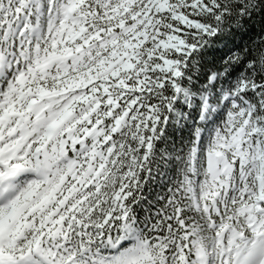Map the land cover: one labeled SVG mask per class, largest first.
I'll list each match as a JSON object with an SVG mask.
<instances>
[{
  "label": "snow or ice",
  "instance_id": "obj_1",
  "mask_svg": "<svg viewBox=\"0 0 264 264\" xmlns=\"http://www.w3.org/2000/svg\"><path fill=\"white\" fill-rule=\"evenodd\" d=\"M0 264H264V0H0Z\"/></svg>",
  "mask_w": 264,
  "mask_h": 264
}]
</instances>
